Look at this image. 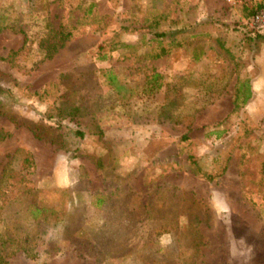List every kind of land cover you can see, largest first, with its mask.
Returning a JSON list of instances; mask_svg holds the SVG:
<instances>
[{"label": "rangeland", "instance_id": "374dc122", "mask_svg": "<svg viewBox=\"0 0 264 264\" xmlns=\"http://www.w3.org/2000/svg\"><path fill=\"white\" fill-rule=\"evenodd\" d=\"M262 2L0 0V83L18 120L0 115L6 264H264V42L244 32ZM237 78L252 97L233 112ZM103 222L123 249L93 241Z\"/></svg>", "mask_w": 264, "mask_h": 264}, {"label": "trees", "instance_id": "16d2710c", "mask_svg": "<svg viewBox=\"0 0 264 264\" xmlns=\"http://www.w3.org/2000/svg\"><path fill=\"white\" fill-rule=\"evenodd\" d=\"M253 11L248 12L247 17H250L253 14ZM248 25V24H247ZM249 27V26H248ZM246 33V35L248 36L246 38V44L247 46H251L254 45L256 47L259 46V44L261 42H264V28L262 29H253V28H248V30L244 31ZM164 32H158L156 33V36H164ZM63 38V37H62ZM166 49L164 47H161V53H165ZM159 54H156L155 56H158ZM5 75L3 73L0 72V79H2ZM159 77L158 73H154L147 81V83H150L152 81L153 83V88L157 89L160 87V85L157 83V78ZM110 80L112 82H114V76L110 77ZM250 79H240L237 78L236 82L234 84V95H233V99H232V103H233V112L236 111L238 108H240L243 104L247 103L248 100H250V98L252 97V89L250 88ZM14 96L12 94V92L10 91V89L8 87H4L1 83H0V115H4V116H8L9 118H11L13 120V122L18 123L17 118L12 114L11 111V103L13 100ZM79 108L78 107H73L71 110H60L59 111V116L61 119H66L68 117H74L77 112H78ZM27 127L33 132V134L36 137H41L40 133H41V128L36 125L35 123H27ZM62 129H65L64 127H62ZM69 132H72L74 137H79L82 138L84 136V132L82 130L79 129H75V130H71V129H65V135H69ZM99 134H101V130L98 131ZM4 137H6V133L0 131V140H2ZM185 138V137H184ZM51 142L54 143L55 139L52 138ZM59 144H62V142H60ZM191 158V157H189ZM24 164H27L29 166V164H32L31 159L29 158V156H25L24 160H23ZM191 163L192 164H196V162L194 160L191 159ZM197 171H194L195 173L201 174L203 177H205L207 180H213L215 179L217 176L220 175V173H216V172H205V171H201L198 167L196 169ZM262 172L264 173V163H262ZM1 178V177H0ZM21 181H23V176H21L19 178ZM1 182L2 180L0 179V187L1 186ZM31 195L32 197L27 200V204L29 206H31V208L29 209L30 213L32 214L34 219L40 218V215L43 214V219H46V215H44L45 211H48V207L45 204H37L36 200H37V195L36 193H31L30 189H27V195ZM28 197V196H27ZM104 198V196H100L98 202L102 201L101 199ZM160 211V209L154 208L153 210H148L147 214L151 211H154L156 214L157 211ZM133 213V211H130V213L126 214L124 216V218H127L128 220L131 218V214ZM111 214L110 210H106V216H105V220L106 217L109 216ZM150 214V213H149ZM152 216V215H151ZM61 224V226L64 228V226L67 223V220H60L55 224ZM38 224V223H37ZM37 224H35L37 226ZM104 226H106V222H103L93 233H92V239L93 241L96 243V245L100 246L101 248L105 249L104 251L106 252L109 248V250L111 248H115L118 249L119 247H121V249L124 248V244L122 242L123 239H117L115 244L113 245L111 242L113 239H110L107 235H104L102 232V229L104 228ZM40 228V227H39ZM164 228V226L160 227V231L162 230H166V229H162ZM3 236H5V240L4 243H8L10 246L13 245L15 247H18L19 244L22 247L23 251H27L28 250V245H25V242L28 241L27 238L23 239L24 237L22 236H18L16 235L15 237H13V235L8 234L6 227L4 229V232L2 233ZM198 239L197 236H194L193 239V243ZM195 240V241H194ZM194 245H197V243H194ZM120 249V250H121ZM109 252V251H108ZM0 264H6V260L3 254L0 253Z\"/></svg>", "mask_w": 264, "mask_h": 264}, {"label": "built area", "instance_id": "2783aa9c", "mask_svg": "<svg viewBox=\"0 0 264 264\" xmlns=\"http://www.w3.org/2000/svg\"><path fill=\"white\" fill-rule=\"evenodd\" d=\"M249 2L250 0H243ZM247 24L250 28L253 29H262L264 28V2H262L258 7L254 9L253 14L248 17Z\"/></svg>", "mask_w": 264, "mask_h": 264}]
</instances>
